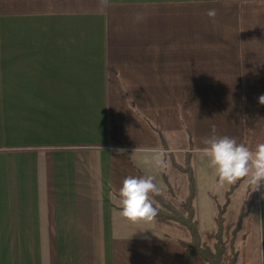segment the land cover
Returning a JSON list of instances; mask_svg holds the SVG:
<instances>
[{"label": "crops", "instance_id": "obj_1", "mask_svg": "<svg viewBox=\"0 0 264 264\" xmlns=\"http://www.w3.org/2000/svg\"><path fill=\"white\" fill-rule=\"evenodd\" d=\"M261 95L264 0H0V264H189L190 234L120 215L130 176L162 195L168 158H142L174 146L200 235L224 204L245 211L249 264H264V185L221 182L203 152L213 126L264 143Z\"/></svg>", "mask_w": 264, "mask_h": 264}, {"label": "clouds", "instance_id": "obj_2", "mask_svg": "<svg viewBox=\"0 0 264 264\" xmlns=\"http://www.w3.org/2000/svg\"><path fill=\"white\" fill-rule=\"evenodd\" d=\"M102 7L107 0H100ZM207 17L215 19L216 9L206 12ZM258 103L264 106V95L258 97ZM245 123L244 120L241 121ZM212 135L204 140L207 145L203 152L209 157V167L214 169L221 182L234 183L246 179L252 192L260 191L264 185V143H259L252 150L248 146L238 144L234 138L217 136L216 127H212ZM117 155H124L126 149H115ZM138 151L133 150V154ZM132 154V155H133ZM167 152L163 148L150 150L142 158V163L152 168L167 167ZM161 189L154 182L153 176L128 177L119 189L120 215L133 223L152 222L158 215V207L154 205L152 196H158ZM264 198V196H262Z\"/></svg>", "mask_w": 264, "mask_h": 264}, {"label": "rangeland", "instance_id": "obj_3", "mask_svg": "<svg viewBox=\"0 0 264 264\" xmlns=\"http://www.w3.org/2000/svg\"><path fill=\"white\" fill-rule=\"evenodd\" d=\"M178 147H172V153H167L166 158L169 160L170 177L171 181L169 185L163 190L162 195H158L160 198H154V205L167 214L173 215L175 212L184 213L183 204L185 203L189 194V187L187 181V175L178 168L174 167L171 160L178 165L185 167L188 152H181ZM186 198V199H185ZM227 205L224 204L220 207L223 210V231L219 233V227L212 232L202 234L201 242L203 248L209 249L211 252L216 253L219 249L224 248L225 253L222 256L224 264H249L250 263V219L246 218L247 213L242 211L238 212V208H233L230 212H227ZM194 208V207H193ZM227 212V213H226ZM240 213V215H239ZM164 224V231H168L172 234H177L182 238H189L188 230L183 226L173 221H160ZM208 230V228L202 229ZM208 233L218 234L216 236L209 237ZM191 238V237H190ZM191 241V239H190ZM189 264H207L201 262L192 254L189 256Z\"/></svg>", "mask_w": 264, "mask_h": 264}, {"label": "trees", "instance_id": "obj_4", "mask_svg": "<svg viewBox=\"0 0 264 264\" xmlns=\"http://www.w3.org/2000/svg\"><path fill=\"white\" fill-rule=\"evenodd\" d=\"M162 136V135H161ZM163 137V136H162ZM191 154L187 153V159H186V166L182 167L178 165L177 163L172 161V164L174 167L178 168V170H181V172L185 173L188 178V187H189V194L185 203L183 204L184 213L182 214L180 212H175L173 215L167 214L161 209H158V215L156 216V219L158 221H173L177 222L181 226H183L185 229L188 230V234H190L191 241L189 243H182L183 247L186 249L188 256L194 255L196 259H199L203 263L207 264H224L222 261V256L225 253L224 248L219 249L216 253L211 252L209 249L203 248L202 242H201V236L199 233V225L197 221L195 220L196 211L194 207V200L196 198L197 194V184H196V177L194 170H192L191 166ZM233 191V189L231 190ZM154 198H160L159 196H153ZM223 210L220 209L218 217H217V225L219 227V233L222 234L223 231ZM218 234L214 233H208L209 237L216 236Z\"/></svg>", "mask_w": 264, "mask_h": 264}]
</instances>
